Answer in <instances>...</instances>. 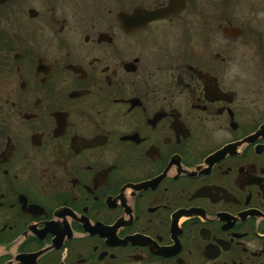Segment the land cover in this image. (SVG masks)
<instances>
[{
	"label": "flooded vegetation",
	"instance_id": "af4514ba",
	"mask_svg": "<svg viewBox=\"0 0 264 264\" xmlns=\"http://www.w3.org/2000/svg\"><path fill=\"white\" fill-rule=\"evenodd\" d=\"M0 264H264V0H0Z\"/></svg>",
	"mask_w": 264,
	"mask_h": 264
},
{
	"label": "water",
	"instance_id": "95a60500",
	"mask_svg": "<svg viewBox=\"0 0 264 264\" xmlns=\"http://www.w3.org/2000/svg\"><path fill=\"white\" fill-rule=\"evenodd\" d=\"M174 4H175V2L170 3L169 7L166 8L165 10L158 11V12H153V13H147V12L137 11V12L134 13V18L137 17V16L144 17L146 20H151V19L158 18L161 15H165V14H167L169 12L170 13L173 12L174 9H175ZM144 22H146V21H144Z\"/></svg>",
	"mask_w": 264,
	"mask_h": 264
}]
</instances>
